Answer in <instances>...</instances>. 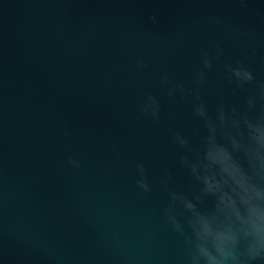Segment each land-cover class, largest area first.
<instances>
[{
  "label": "water",
  "instance_id": "water-1",
  "mask_svg": "<svg viewBox=\"0 0 264 264\" xmlns=\"http://www.w3.org/2000/svg\"><path fill=\"white\" fill-rule=\"evenodd\" d=\"M211 44L222 56L201 93L210 108L217 92L236 99L223 63L242 60L264 81V0H0V264H183L160 179L167 168L190 192L170 136L199 123L193 98L171 100L160 77L190 90ZM146 92L159 122L137 118Z\"/></svg>",
  "mask_w": 264,
  "mask_h": 264
},
{
  "label": "clouds",
  "instance_id": "clouds-1",
  "mask_svg": "<svg viewBox=\"0 0 264 264\" xmlns=\"http://www.w3.org/2000/svg\"><path fill=\"white\" fill-rule=\"evenodd\" d=\"M234 2L245 8L249 0ZM148 19L157 23L155 14ZM235 31L239 36L247 35L243 29ZM210 49H215L214 55ZM256 54L252 49L251 55ZM221 56L219 44L200 48L201 67L194 73L190 90L167 73L160 77V85L171 100L178 93L181 102L193 98L191 113L199 123L192 134L173 132L170 136L190 192L172 187L173 172L166 168L160 179L168 194L163 216L170 230L183 239V264H264V81H257L254 69L242 60L223 63L226 85L236 99L217 92L210 108L201 93L208 85L213 61L219 62ZM134 64L138 70L147 67L141 57ZM137 118L161 119V106L150 92L145 93ZM64 135H70V129L66 128ZM112 151L119 161L116 145ZM67 163L76 169L82 167L72 157ZM135 170L137 189L150 193L153 185L145 164L137 162Z\"/></svg>",
  "mask_w": 264,
  "mask_h": 264
}]
</instances>
